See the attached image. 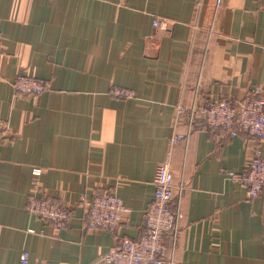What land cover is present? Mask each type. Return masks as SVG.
<instances>
[{"label":"crops","instance_id":"1","mask_svg":"<svg viewBox=\"0 0 264 264\" xmlns=\"http://www.w3.org/2000/svg\"><path fill=\"white\" fill-rule=\"evenodd\" d=\"M17 73L48 88L17 93ZM114 86L135 96H114ZM256 86L264 91V0H0V264H18L24 250L48 264H103L120 237L142 234L166 159L183 216L164 257L264 264V196L249 198L228 174L256 149L264 157V140L209 127L201 114ZM179 103L196 112L188 139L171 146ZM186 128L184 119L177 131ZM106 193L123 199L122 224L86 229L84 199ZM33 194L68 206V224L31 214Z\"/></svg>","mask_w":264,"mask_h":264},{"label":"built area","instance_id":"2","mask_svg":"<svg viewBox=\"0 0 264 264\" xmlns=\"http://www.w3.org/2000/svg\"><path fill=\"white\" fill-rule=\"evenodd\" d=\"M154 26L166 28V22L156 19ZM12 88L17 93L38 95L48 88L47 82L37 76L17 73L12 81ZM110 93L118 97H134L131 89L114 86ZM196 109L187 110L181 103L176 105L174 132L170 138L171 146L181 140L188 139L191 134ZM201 114L209 127L220 128L231 136L240 131L257 139L264 140V91L260 86L253 89L252 97L236 105L226 99H214L201 109ZM187 121L184 132L177 128L183 120ZM2 121L0 119V133ZM41 169H33L36 177L33 181L34 189L38 188ZM232 181L247 189L249 198L264 196V157L260 149H256L253 157L248 159L242 171H230ZM174 173L170 168L169 160L161 162L153 179L154 197L145 211V223L142 234L134 239L122 236L115 246L100 257L103 264H174L173 256L165 258L168 247L164 242L166 234L172 236V251L180 233L182 219L181 195L182 185L175 193ZM84 199V198H83ZM88 207L85 216L86 229H102L115 232L123 222L128 212L123 199L117 194L106 193L97 195L90 200L84 199ZM26 209L33 215L45 219L57 228H64L70 218L71 210L51 195H30ZM18 264H48L41 260H31L28 251L24 250Z\"/></svg>","mask_w":264,"mask_h":264}]
</instances>
